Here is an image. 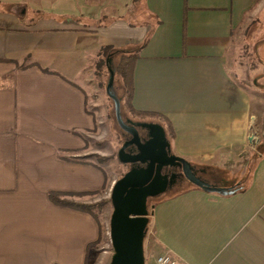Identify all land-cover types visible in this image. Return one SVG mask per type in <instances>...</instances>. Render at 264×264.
<instances>
[{
	"label": "crops",
	"instance_id": "1",
	"mask_svg": "<svg viewBox=\"0 0 264 264\" xmlns=\"http://www.w3.org/2000/svg\"><path fill=\"white\" fill-rule=\"evenodd\" d=\"M253 19L264 0H0V264L111 263L110 232L50 198L104 188L87 85L108 46L137 52L131 105L168 120L172 154L241 188L163 196L145 264H264V49L231 58Z\"/></svg>",
	"mask_w": 264,
	"mask_h": 264
},
{
	"label": "water",
	"instance_id": "2",
	"mask_svg": "<svg viewBox=\"0 0 264 264\" xmlns=\"http://www.w3.org/2000/svg\"><path fill=\"white\" fill-rule=\"evenodd\" d=\"M109 74L106 92L114 103L117 123L122 130L135 136L133 141L122 145L118 158L123 164H147V167L133 166L113 186L110 239L114 254L110 264H145V240L154 208L150 210L148 199H156L167 193L169 180L162 174L163 168L182 169V175L192 185L207 192L228 195L231 191L203 181L195 175V168L190 162L172 154L165 129L159 123L124 120L121 100L114 91L115 71L111 67ZM136 127L146 129L150 140L139 144V153L133 155L127 152V148L138 144Z\"/></svg>",
	"mask_w": 264,
	"mask_h": 264
},
{
	"label": "rangeland",
	"instance_id": "3",
	"mask_svg": "<svg viewBox=\"0 0 264 264\" xmlns=\"http://www.w3.org/2000/svg\"><path fill=\"white\" fill-rule=\"evenodd\" d=\"M261 24H264V20L261 21L260 19H253L251 22H248L247 26H244L243 29L238 32L235 37L234 47L231 51V58L234 64H236L237 61L243 57L245 58L244 60L247 62V65L253 68L256 62V55L260 57L262 56L261 51L264 47H257L259 42L264 40V27H261ZM117 61L118 57H114V66ZM108 80V76L105 75L104 82L106 85L101 86L96 73H94V75L90 73V79L88 81L89 84L87 85V90L90 92L89 108L96 119L95 130L90 134L88 139V148L90 147L91 151L97 149L99 152L97 153L98 155L96 156V159L105 174L106 181L104 188L102 191L95 194L80 196V199L78 200L85 203L75 202L76 198L74 196L72 197V200H66L76 204L92 206L93 213L88 214L99 222L104 236L109 235L110 232V221L113 213V207L110 200L113 186L128 171V166L120 162L118 158V152L122 145L121 128L116 120L114 103L106 92ZM114 87L117 96L120 97L122 95V89L118 81L114 82ZM121 111L124 120H126V118L133 119V117L129 115L124 108H122ZM91 157L94 158L95 155L93 153L88 154V158ZM160 199H150L148 201L150 210L151 207H153ZM69 208L79 210L72 207ZM108 238H110V236L106 237L105 240L108 241ZM104 241L101 245L102 247L105 245L104 243H106ZM108 246L111 247L110 239Z\"/></svg>",
	"mask_w": 264,
	"mask_h": 264
},
{
	"label": "trees",
	"instance_id": "4",
	"mask_svg": "<svg viewBox=\"0 0 264 264\" xmlns=\"http://www.w3.org/2000/svg\"><path fill=\"white\" fill-rule=\"evenodd\" d=\"M114 57H118V61L115 66L113 65ZM137 59H138L137 52L127 53V52L115 50L110 46L104 47L100 52V59L95 65L96 76L100 80V85L104 86L106 85L104 82V76L107 75L109 78L110 76L109 67L113 68L115 71V81L119 82L122 89V95L119 97L121 100L122 108H124L126 112L133 117V119L141 120V121H154L162 125L165 129L166 136L170 141L173 138V130L168 120L157 114H147V113L138 112L134 110V108L131 105L133 71ZM240 189H241L240 187H234L232 189H229L231 191L230 194L237 192ZM50 198L55 204L76 208L90 214L93 213L92 206L76 204L68 201H61L58 198L57 194L54 193L50 194Z\"/></svg>",
	"mask_w": 264,
	"mask_h": 264
},
{
	"label": "flooded vegetation",
	"instance_id": "5",
	"mask_svg": "<svg viewBox=\"0 0 264 264\" xmlns=\"http://www.w3.org/2000/svg\"><path fill=\"white\" fill-rule=\"evenodd\" d=\"M126 120H131L134 122H152V121H141V120H136V119H132V118H126ZM156 123V122H155ZM129 126L131 127L132 125L129 124ZM137 130V137H138V144L135 143L133 145H130L127 148V152L130 154H138L139 153V144H145L150 140V136H149V132L146 129L140 128V127H136ZM135 139V136L133 133L128 132V131H124L121 129V140H122V145L126 142H130L133 141ZM121 145V147H122ZM120 147V148H121ZM126 166H128V171L133 167H147V164H135V165H131V164H125ZM127 171V172H128ZM162 174L164 176L168 177V188H167V193L164 194L163 196H166L168 194H172L177 192L178 190L183 189L185 186L191 184L183 175H182V169L177 168V167H165L162 170ZM195 175L199 178H201L203 181L211 184L208 179L205 177V171L200 170L195 168ZM213 185V184H211ZM163 196H160L159 198L156 199H160ZM150 199H148L149 201Z\"/></svg>",
	"mask_w": 264,
	"mask_h": 264
},
{
	"label": "built area",
	"instance_id": "6",
	"mask_svg": "<svg viewBox=\"0 0 264 264\" xmlns=\"http://www.w3.org/2000/svg\"><path fill=\"white\" fill-rule=\"evenodd\" d=\"M256 138L252 136V140ZM156 264H182L178 259H176L171 253L166 252L163 254L158 255L155 258Z\"/></svg>",
	"mask_w": 264,
	"mask_h": 264
}]
</instances>
